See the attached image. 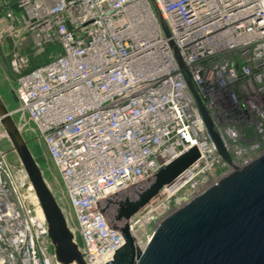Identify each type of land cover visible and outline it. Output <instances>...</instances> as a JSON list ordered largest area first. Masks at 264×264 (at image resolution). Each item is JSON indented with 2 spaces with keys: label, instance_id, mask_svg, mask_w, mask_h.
<instances>
[{
  "label": "built area",
  "instance_id": "1",
  "mask_svg": "<svg viewBox=\"0 0 264 264\" xmlns=\"http://www.w3.org/2000/svg\"><path fill=\"white\" fill-rule=\"evenodd\" d=\"M0 51L17 98L8 109L55 165L66 205L56 198L86 264H106L125 240L96 201L197 145L199 158L131 216L138 244L264 153V0H0ZM20 171L18 182L0 146V264H59Z\"/></svg>",
  "mask_w": 264,
  "mask_h": 264
},
{
  "label": "water",
  "instance_id": "2",
  "mask_svg": "<svg viewBox=\"0 0 264 264\" xmlns=\"http://www.w3.org/2000/svg\"><path fill=\"white\" fill-rule=\"evenodd\" d=\"M190 87L218 151L233 167L191 82ZM0 123L34 187L59 264H86L56 196L1 94ZM200 155L195 144L152 176L96 201L108 226L125 236L106 264H264V153L160 221L144 247L137 244L129 228L131 216Z\"/></svg>",
  "mask_w": 264,
  "mask_h": 264
},
{
  "label": "rangeland",
  "instance_id": "3",
  "mask_svg": "<svg viewBox=\"0 0 264 264\" xmlns=\"http://www.w3.org/2000/svg\"><path fill=\"white\" fill-rule=\"evenodd\" d=\"M51 50V49H50ZM0 94L2 95L5 103L10 108H16L17 98L12 88V83L9 80V58L7 54L0 51ZM16 117L20 120H24L25 116L22 113H18ZM1 124V123H0ZM3 131L0 127V132ZM25 138L29 142V146L32 152L36 156V160L40 164V167L44 173L50 188L52 189L55 196L66 205V199L64 194V187L57 169L53 164L52 160L47 155L45 146L41 141L35 139V135L31 133L30 127L25 130ZM0 146L6 152H8V166L13 176L18 182L22 181V174L20 171V161L15 151H13L11 142L8 137H3Z\"/></svg>",
  "mask_w": 264,
  "mask_h": 264
},
{
  "label": "bare ground",
  "instance_id": "4",
  "mask_svg": "<svg viewBox=\"0 0 264 264\" xmlns=\"http://www.w3.org/2000/svg\"><path fill=\"white\" fill-rule=\"evenodd\" d=\"M28 190L33 194V195H35L36 196V193H35V190H34V187H33V185L31 184V183H29L28 185ZM138 236V244L139 245H141L142 247H144V244H147L148 242H149V238H150V236L148 237V238H146L144 241H142V236H141V234L140 235H137Z\"/></svg>",
  "mask_w": 264,
  "mask_h": 264
}]
</instances>
